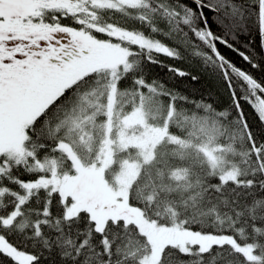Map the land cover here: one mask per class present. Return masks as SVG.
<instances>
[{
    "label": "snow or ice",
    "instance_id": "6c2138e0",
    "mask_svg": "<svg viewBox=\"0 0 264 264\" xmlns=\"http://www.w3.org/2000/svg\"><path fill=\"white\" fill-rule=\"evenodd\" d=\"M0 264H264V0H0Z\"/></svg>",
    "mask_w": 264,
    "mask_h": 264
}]
</instances>
